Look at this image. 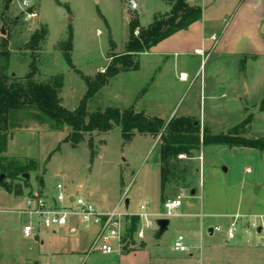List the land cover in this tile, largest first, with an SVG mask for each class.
I'll use <instances>...</instances> for the list:
<instances>
[{
  "label": "rangeland",
  "instance_id": "rangeland-1",
  "mask_svg": "<svg viewBox=\"0 0 264 264\" xmlns=\"http://www.w3.org/2000/svg\"><path fill=\"white\" fill-rule=\"evenodd\" d=\"M22 1L0 0V29L4 27L7 36V46L4 48L0 30V53H7V58H0V72L5 69L12 81L24 83L35 67V80L52 84L58 90L62 106L74 111L87 92L86 79H94L98 72H104L111 63L110 56L125 52L130 37V23L126 17L132 20L137 16L134 11H129L127 0H59L63 7L57 5V0H28L33 6L32 11H36L39 17L36 21H26L19 9ZM153 1L149 2L150 8L154 5ZM142 11L139 8L140 16L149 14L148 10L145 13ZM43 28L49 32L46 42L33 52L30 49L32 36ZM69 30L74 33L72 67L66 63L60 46L66 41ZM221 64L232 77L233 104L229 109L223 107L221 101H216L217 108L214 112L210 110V120L215 123L208 125L210 134L214 136L239 127L237 133L241 138L264 142V61L225 59ZM210 69L211 63L206 67L207 73ZM245 82L252 85L251 94L247 95L241 90ZM127 88L129 93L134 94L142 86L137 80ZM113 92V87H110L98 93L88 102L87 112L92 114L114 107L117 97ZM221 92L218 90L216 95L220 97L223 95ZM194 96L195 91L188 90L181 105L192 102ZM11 124L14 128L9 130L7 151L3 156L6 163L27 166L30 178L26 180L24 174L15 181L7 180V184L12 185L11 192L0 187V264H149V255L144 251L124 254L137 246L134 218L132 220L129 215L127 218L131 225L123 231L124 253L121 254L90 253L93 231L82 236L84 229L80 236L74 237L67 231L54 232L40 225L39 233L24 238L22 229L25 225H39L37 217L22 213L27 197L44 187L56 197L57 184L64 186L66 194L68 186L82 185L85 190L94 193L96 198H93V202L98 207L118 205L119 213L128 214L139 213L143 203H147L151 211L160 209L167 199L182 192L186 200H191V189L195 183H199L196 159L202 155V149L193 151L194 158L179 157V179L166 185L162 198L161 174L156 164L162 146L160 135L155 142L139 136L133 142L125 143L121 128L114 127L108 133H83L80 142L75 145L78 139L72 135L71 128H56L34 108L16 113L12 116ZM215 162L214 166L218 167L221 160ZM244 165H250L254 170L259 168L261 179H264V158L259 157V160L254 159L251 163L236 158L229 165L231 172L228 175L211 168L206 172L204 198L221 196L226 198L230 208L239 201L243 206L251 204L254 199V203L259 201V205L253 204L255 208H264V190L254 197L249 193V188L239 182V177L233 178ZM228 183L233 187L227 188ZM75 193L85 199L87 197L81 191ZM126 201L130 203L128 207ZM251 222L247 220L246 224L249 226ZM152 232L157 234L158 228L155 227ZM242 234L246 239L247 233L242 231ZM172 235L173 226L168 233L157 236L156 240H160L170 258H175ZM180 235H184L181 229L176 232L175 238ZM38 236L39 240H36ZM70 251L75 253L71 254Z\"/></svg>",
  "mask_w": 264,
  "mask_h": 264
},
{
  "label": "crops",
  "instance_id": "crops-1",
  "mask_svg": "<svg viewBox=\"0 0 264 264\" xmlns=\"http://www.w3.org/2000/svg\"><path fill=\"white\" fill-rule=\"evenodd\" d=\"M135 1L139 8L144 11H142L143 13L145 10H148L149 13L147 16L145 14L140 16L138 11H134L139 13L137 15L139 26L143 28L151 25L157 14H169L176 0H171V2L154 0L152 8L149 7L150 0H140L141 3L138 0ZM97 2L99 1L97 0ZM187 3L202 9V19L193 23L188 29L179 31L163 40L149 52L141 54L138 59L139 68L137 71L118 74L98 93L113 87L114 96L117 97L114 107L120 109L134 108L137 113H143L150 120L159 119L163 121L165 126L175 119H195L197 120L196 124L200 126L201 139H203L205 131L210 134L208 125L210 123L215 124L210 120L212 118L210 110L214 112L217 108L216 101H221L223 107L227 106L229 109L233 104L232 77L221 62L225 59L250 62L264 61V0H187ZM125 12L127 13L126 10ZM126 19L130 23L131 20L127 17ZM137 33L138 31H136V35ZM209 63H211V69L207 73L206 67ZM255 74L257 76L258 71ZM137 80H139L142 89L140 91L135 90V93L138 92L137 95L132 92L129 93L130 90L128 91L127 87ZM251 86L245 82L241 86V90L246 94H251L253 92ZM188 90L195 91L194 100L183 106L181 101ZM218 90L222 91L223 94L220 97L216 95ZM139 136L154 142L157 138L149 134L136 133L131 142ZM201 149L202 161H200V157L196 159V165H199V170L197 168L199 183H195L191 189V193L195 192V194L192 195L191 200L185 199L183 201L178 216L169 220L170 225L165 232V234L168 233L173 226L171 239L175 241L176 232L180 229L183 230L184 235L181 236L185 238L191 252L181 253L172 249V253L177 256L170 258L169 253L161 246L160 240H156L159 233L154 234L153 230H150L146 232L144 240L136 239V248L127 253L122 251V253L130 254L144 251L143 253L149 255V264H264V250L254 248L253 239L250 236H247L246 239L242 237L239 242L229 243L223 235L210 232L216 225L226 226L236 214L248 217V220L259 221V216L264 215L263 207L255 208L256 205H259V201L254 203L253 199L251 204L245 206L239 201L235 207L230 208L226 198L218 195L212 199L209 196L205 198L203 196L206 172H209L210 168L222 175H228L231 172L229 165L236 158L251 163L254 159L259 160V157L264 158V152L250 148L226 146H209L201 147ZM179 157L186 158L183 155ZM219 159L221 162H219L218 167H215V161ZM156 164L161 174L160 159ZM224 167L226 169L223 170ZM215 168L217 169L215 170ZM238 177L239 182L244 187L249 188V193L252 196L262 194L264 179H261L262 173L259 172V168L254 170L250 165H244L242 170L240 167L239 172H235L233 175V178ZM231 186L233 187L232 184L228 183L227 188ZM68 188L67 194L71 196H77L75 192L81 191L87 195L86 199L91 202H93V198H96L93 192L85 190L82 185H75L72 188L68 186ZM256 190L259 192L256 193ZM41 192L49 200L55 197L46 191L45 187L42 188ZM145 205L148 204L143 203L141 205L139 213L126 215L133 219L146 212L150 215V220L158 221L162 207L151 211L149 205L144 210ZM95 206L99 212L104 214L110 213L118 207V205L108 208L105 205ZM141 225L139 219L137 229ZM48 230L54 232L56 230L67 231L70 236L74 237L80 236L82 233V229L76 221H71L67 227H54ZM98 230V226L92 225L83 230L82 236L93 231L91 236L93 239ZM206 239L208 240L207 244H204ZM36 240H39V236L36 237ZM70 252L71 254L75 253L74 251ZM195 254L197 255L195 256Z\"/></svg>",
  "mask_w": 264,
  "mask_h": 264
},
{
  "label": "trees",
  "instance_id": "trees-1",
  "mask_svg": "<svg viewBox=\"0 0 264 264\" xmlns=\"http://www.w3.org/2000/svg\"><path fill=\"white\" fill-rule=\"evenodd\" d=\"M56 3L60 7L64 6L59 0ZM202 15L200 7L190 6L187 0H176L169 14L155 17L148 27L141 28L138 18L133 17L129 24L130 37L125 52L121 55L110 56L111 63L103 73H97L94 79H86L87 92L79 107L74 111L62 106L58 90L52 84L38 83L35 80V67L32 68L24 83L12 81L13 79L9 78L5 69H2L0 72V177L4 175L5 179L0 182V187L11 192L12 185L7 184L6 181H15L30 171L27 166L6 163L7 160L3 154L7 151L9 130L14 128L11 124L12 116L20 111L33 108L52 122L56 128L63 126L71 128L72 135L78 139L75 140V145L80 142L83 133H108L114 127L121 128L125 143L131 142L136 133L156 137L161 135L162 198L166 185L179 179V156L181 155L193 158V151L209 146L250 148L264 152V142L241 138L237 133L239 127L214 136L205 131L201 139L200 126L196 124L197 120L191 118L175 119L165 126L163 121L150 120L143 113H137L134 108L108 107L104 111L92 114L87 112L88 102L108 85L112 78L122 72L137 71L141 54L149 52L175 33L188 29L193 23L201 20ZM136 31H138L137 35ZM48 34L47 28L35 32L30 42V49L33 52L37 51L38 47L46 42ZM2 38L4 39L3 47L6 48L7 36L4 35ZM73 38L74 33L69 30L66 41L60 45L64 59L71 67L73 66L71 57ZM2 57L7 58V53H0V58ZM91 155L94 158L93 151ZM138 221V218H134V232Z\"/></svg>",
  "mask_w": 264,
  "mask_h": 264
},
{
  "label": "built area",
  "instance_id": "built-area-1",
  "mask_svg": "<svg viewBox=\"0 0 264 264\" xmlns=\"http://www.w3.org/2000/svg\"><path fill=\"white\" fill-rule=\"evenodd\" d=\"M127 2L130 6V12L139 11V5L135 0H127ZM32 7L28 0L19 3V9L24 14L26 21H36L39 17L36 11H32ZM199 159L202 161L201 156ZM56 191L57 195L52 200L45 198L41 191L34 192L27 197L22 213L37 217L39 225L35 226L32 223L25 225L22 229L25 238H31L40 229V225L51 229L54 227H67L71 221H76L81 229H88L92 225L99 227L93 239L90 253L100 252L105 255L122 253L123 231L126 226L131 225V221L128 220L126 214L119 213L118 207L107 214L99 212L93 202L81 196L66 194L62 184H57ZM184 200L185 195L183 192L173 199H167L162 205V212L158 219L170 220L177 217ZM147 208L148 205H145L144 210ZM149 216L146 212L138 215L142 225L135 231L137 240H144L146 232L157 227V221L150 220ZM244 220L247 221L248 217L236 214L226 226H214L212 234L223 235L227 242H233L241 239L243 237L242 231H245L253 239V247L264 250V215L259 216V221L252 220L249 226ZM174 249L181 253L191 252V248L181 235L176 238Z\"/></svg>",
  "mask_w": 264,
  "mask_h": 264
},
{
  "label": "water",
  "instance_id": "water-1",
  "mask_svg": "<svg viewBox=\"0 0 264 264\" xmlns=\"http://www.w3.org/2000/svg\"><path fill=\"white\" fill-rule=\"evenodd\" d=\"M168 1H171V0H168ZM134 15L137 16L138 15V12H134ZM71 21V20H70ZM1 34L4 36L6 34V31H5V28L3 27L1 29ZM26 180H29V175L28 174H25L24 177ZM5 179V176L2 175L0 177V182H3ZM259 190H256V193H258ZM192 195L195 194V192H192L191 193ZM129 205V201H126V206L128 207ZM170 225V221L168 219H160L157 221V227H158V233H159V236H162L163 234H165V232L168 230V227ZM213 230L211 229L210 232H212Z\"/></svg>",
  "mask_w": 264,
  "mask_h": 264
}]
</instances>
